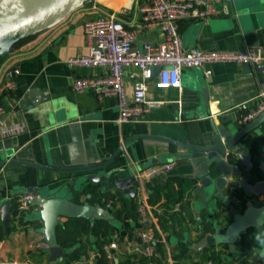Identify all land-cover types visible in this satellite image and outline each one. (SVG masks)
Returning <instances> with one entry per match:
<instances>
[{
    "label": "crops",
    "instance_id": "0c3cea01",
    "mask_svg": "<svg viewBox=\"0 0 264 264\" xmlns=\"http://www.w3.org/2000/svg\"><path fill=\"white\" fill-rule=\"evenodd\" d=\"M254 1L219 0L217 14L205 19L196 17L181 20L179 27L183 46L230 51L260 46L264 52V0L258 1V7H253ZM97 2L98 8L83 4L73 9L51 27L16 42L2 57L0 86L5 82L9 69L17 66L20 72L15 77L14 87L0 94V100L6 109L5 122L0 130V160L6 158L9 161L17 157L47 165L90 163L109 157L134 134L198 141L200 128L209 124V116L195 118L197 110L202 115H207L210 111L217 122L233 119L239 124L236 105L243 101H249L253 105L256 94L264 89L245 71L243 63H213L209 66L212 70L209 76H206L204 67H184L181 87L156 86V74L149 79L147 98L161 103L139 119L119 122L116 96H107L101 101L94 90L77 91L73 88L76 77L109 73L107 66H71L68 63L70 56L88 50L84 23L103 11H116L125 25L136 31L135 46L139 48L146 41H161L163 31L158 24L142 26L136 0ZM258 65H264V61ZM251 66L254 69L257 65ZM140 77L139 67L132 65L124 69L125 87L129 96ZM166 149L153 139H136L124 148L111 166L130 167L137 175L138 169L148 165L173 162L174 166L169 173L182 163L165 156L163 153ZM80 175L81 173L56 172L21 163L6 162L0 167V201H7L13 207L10 231L6 233L4 229L7 236L0 239V263L97 264L100 256L97 242L100 240L105 242L104 246L117 243V247L103 248L114 264H118L137 257L133 245L139 240V233L145 227L152 233L155 228L160 231L161 238L155 242V248L156 244H163L168 264H174L171 252L177 245L184 246L187 241L193 243L204 236V220L214 228L216 225L226 226L232 220L226 212L212 213L202 205V195L195 190L197 184L187 192H182L180 186L186 178L178 171L166 179H162V175L148 180L139 178L140 185L135 189L134 197L126 193L119 194L137 201V194L141 190L150 192L155 182L167 179L179 187L180 197L177 203L182 206L181 213L187 220L183 237L165 234L158 222L153 221L150 226H144L139 219H114L111 220L109 231L100 228L99 236L93 233L83 235L71 244L67 253L53 262L48 248L37 245L48 242L45 234L38 231L43 224L37 216L39 206L34 204L30 210L18 214L15 210L16 196L25 192L28 187L35 186H40L41 191H62L64 186ZM69 191L74 194L73 186L69 187ZM106 192L108 191H102L98 187L97 190L80 195L78 201H85L95 195V203H102ZM109 192L115 193L117 189L112 186ZM255 200L260 204L264 203L263 196L255 197ZM120 206V200L111 199L105 208L112 213L113 209ZM154 206L160 209L157 204ZM244 207L243 203L240 208ZM96 221L99 222V219ZM0 225L3 226L1 215ZM199 252L192 251L189 256L198 259ZM237 252L238 246L234 253L229 249L223 255L224 262L238 264ZM170 258L173 262L169 261ZM185 259L189 257L186 256ZM206 260L208 259L201 261V264Z\"/></svg>",
    "mask_w": 264,
    "mask_h": 264
},
{
    "label": "water",
    "instance_id": "95a60500",
    "mask_svg": "<svg viewBox=\"0 0 264 264\" xmlns=\"http://www.w3.org/2000/svg\"><path fill=\"white\" fill-rule=\"evenodd\" d=\"M258 1H254L253 7H258ZM85 2L86 0H0V59L16 42L51 27ZM243 65L255 82L264 87V65H257L254 69L250 63ZM160 68V65L155 66L154 71ZM200 112L197 110L195 118L209 116V124L201 126L198 141L134 134L109 157L90 163L47 165L17 157L9 161L6 158L0 160V167L9 162L56 172L81 173L76 180L64 186L62 191H41L40 186L25 190L38 192L32 202L39 206L37 216L43 224L38 231L46 236L50 260L54 262L69 251L62 248L57 240L56 229L64 222L62 217L114 220L113 215L101 203H91V197L78 201L80 195L97 190L98 187L102 191H109L112 186L119 193L130 194L132 197L136 195L135 189L139 187L140 179L133 170L130 167L111 166L124 148L136 139L155 140L167 148L163 153L165 156L182 163L175 171L162 174V179L180 172L186 179L193 181L194 185L197 184L195 190L201 193L203 206L212 213L226 212L232 217L226 226L216 225L214 233L206 234L193 242L194 251L199 252L207 246L228 244L230 251L234 253L244 233L264 225V203L260 204L255 200V197H264V110L251 121L239 124L233 119L217 122L210 111L207 115ZM70 186H73L74 194L69 191ZM238 192L244 196V209L235 203ZM12 212L13 207L9 202L0 201L1 221L6 233L11 228ZM254 250L257 259L264 262V242L260 247H254Z\"/></svg>",
    "mask_w": 264,
    "mask_h": 264
},
{
    "label": "built area",
    "instance_id": "2783aa9c",
    "mask_svg": "<svg viewBox=\"0 0 264 264\" xmlns=\"http://www.w3.org/2000/svg\"><path fill=\"white\" fill-rule=\"evenodd\" d=\"M219 0H136L141 16L142 26L158 24L163 31V39L157 43L146 41L141 48L135 46L136 31L127 27L118 17L116 11H103L96 17L84 23V33L88 50L77 53L68 58L71 66L101 65L109 67V73L100 76L76 77L73 88L77 91L94 90L103 101L107 96L114 95L119 104V122L141 118L151 108L161 103L158 100L147 98V81L157 75L158 87H181L182 70L184 67H204L206 76L212 72L209 67L216 62H238L258 65L264 61L263 48L251 46L244 50H207L198 47L186 48L183 46L180 33V21L191 18H207L217 14ZM93 8H98L97 0H86ZM135 65L141 70V77L137 80L131 96L127 94L124 79V69ZM161 68L155 72L154 67ZM20 68L15 66L8 70L5 82L0 86V94L14 87L16 75ZM253 105L243 101L236 105L239 111L240 123H247L264 110V89L254 97ZM6 117V109L0 100V130ZM173 162L154 163L137 170L140 179H153L170 171ZM140 191V190H139ZM36 192L25 191L16 196L15 210L18 214L30 210L37 197ZM150 195L146 190L137 194V205L140 213L139 221L144 226H150L157 217L154 215L155 206L149 201ZM237 206H242V198L235 197ZM108 205H111L108 204ZM174 211L183 212L180 203ZM157 238L148 228L139 233V240L134 243L133 250L138 255L152 256L155 253ZM49 248L48 242L37 244ZM105 249L117 247L116 242L104 246ZM170 262L173 260L170 258ZM249 264H257L258 259L250 258ZM157 264V263H152ZM204 264H214L206 260Z\"/></svg>",
    "mask_w": 264,
    "mask_h": 264
},
{
    "label": "trees",
    "instance_id": "16d2710c",
    "mask_svg": "<svg viewBox=\"0 0 264 264\" xmlns=\"http://www.w3.org/2000/svg\"><path fill=\"white\" fill-rule=\"evenodd\" d=\"M2 59V58H1ZM0 59V61H1ZM194 186V182L185 179L180 188L182 192H187ZM149 201L152 205L157 204L160 209L154 208V215L157 217V222L160 229L165 233H172L177 237L184 236V226L187 220L180 211H174L176 203L179 201L180 189L170 179L155 182L153 188L149 192ZM240 198H243L241 192L236 193ZM95 195L90 198L91 203H95ZM120 200L121 206L116 207L112 211L113 218L122 221L124 219H139L140 213L138 211V205L136 199L127 198L119 192L105 193V200L101 203L106 207L109 200ZM112 225V221L109 219H99L97 222L94 219H86L81 217H71L64 220L62 224H59L56 229V235L58 244L64 248L69 249L71 244L77 241L80 237L86 234L93 233L95 236H99L100 228L105 231H109ZM203 234L214 233L215 229L206 220L202 222ZM4 228L0 225V239L6 237ZM154 236L161 238L160 231L155 228ZM259 237V239L257 238ZM264 242V225L260 228H251L248 232L244 233L238 242L239 252L236 254V260L238 264H249L250 258L257 257L254 255V247H260ZM105 242L100 240L97 242V247L100 252L97 264H114L108 253L103 248ZM156 252L152 256L137 255L135 259L128 258L119 262L118 264H168L167 258L164 255V246L159 243L156 244ZM194 251L192 248V242H188L184 246H176L171 252L174 260V264H201V261L208 259L214 264H227L224 262L223 255L229 251L228 244H219L215 246H207L202 249L198 254V259L189 256V253ZM195 252V251H194ZM188 256L189 259H185ZM257 264H264L259 260Z\"/></svg>",
    "mask_w": 264,
    "mask_h": 264
},
{
    "label": "clouds",
    "instance_id": "9594fccd",
    "mask_svg": "<svg viewBox=\"0 0 264 264\" xmlns=\"http://www.w3.org/2000/svg\"><path fill=\"white\" fill-rule=\"evenodd\" d=\"M259 239V237H257Z\"/></svg>",
    "mask_w": 264,
    "mask_h": 264
}]
</instances>
